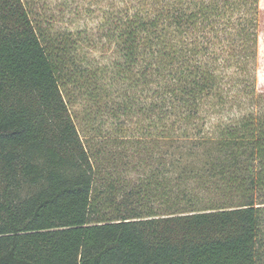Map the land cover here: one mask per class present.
<instances>
[{"label":"trees","instance_id":"1","mask_svg":"<svg viewBox=\"0 0 264 264\" xmlns=\"http://www.w3.org/2000/svg\"><path fill=\"white\" fill-rule=\"evenodd\" d=\"M108 1L92 64L88 30L0 0V264H264V114L213 54L255 42L259 0Z\"/></svg>","mask_w":264,"mask_h":264},{"label":"rangeland","instance_id":"2","mask_svg":"<svg viewBox=\"0 0 264 264\" xmlns=\"http://www.w3.org/2000/svg\"><path fill=\"white\" fill-rule=\"evenodd\" d=\"M28 6L32 9L33 19L38 22V26L47 34L56 35L57 33H66L68 31L76 32L78 30H88L91 36L96 37L92 39V46L87 47L83 45V53L88 54L84 63H107L112 58V50L108 49V44L102 46L101 39H98V25L101 23V15L104 10L112 7V4L108 0H24ZM258 37L254 41L234 43L228 39L222 43L215 45V51L213 54L220 56V61L227 56L235 55L234 64L226 65V85L232 88L235 97L243 100V103L239 106L236 105L232 109L234 111L244 109L250 110L252 101L249 98L253 96L250 91L256 92V109L260 115L264 114V0L258 2ZM233 18L236 19L237 15L234 14ZM223 49H233L232 55L222 53L226 52ZM214 56V57H217ZM224 72V69H223ZM249 91V93L247 92ZM83 99H77L76 105L72 104V111L74 112L75 120L81 130L82 135L87 133L84 121L81 117L85 116L87 105L82 102ZM84 101V100H83ZM85 102V101H84ZM240 102V101H239ZM230 106V102H228ZM76 113V114H75ZM230 111L227 109L221 110L218 114L212 115L211 118L206 120L205 126L210 128L211 123L218 118L225 119L227 115H230ZM105 128H109L112 125L111 121H107ZM136 176V175H135ZM264 228V217H263ZM262 240H264V231L262 232ZM264 245V242L262 243ZM262 245V246H263Z\"/></svg>","mask_w":264,"mask_h":264}]
</instances>
